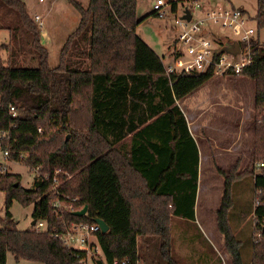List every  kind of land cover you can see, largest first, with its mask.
<instances>
[{
    "label": "trees",
    "instance_id": "16d2710c",
    "mask_svg": "<svg viewBox=\"0 0 264 264\" xmlns=\"http://www.w3.org/2000/svg\"><path fill=\"white\" fill-rule=\"evenodd\" d=\"M69 1L80 14L79 26L63 46L59 65L50 68L42 30L26 3L0 0V30L11 33L10 44L0 47L11 59L4 65L0 52V131L15 126L3 148L9 147L12 160L24 155L28 167L39 169L29 190L21 189L19 175L9 184L10 175L0 171V191L6 192L0 264H7L9 253L16 262L80 264L50 234L13 228L15 200L34 206L33 222L57 223L49 194L57 168L72 175L60 192L77 200V211L88 206L86 216L69 213L67 219L92 224L100 218L109 226L108 233L99 234L107 264L118 259L138 264L157 240L159 262L180 264L171 224L175 218L195 220L199 150L177 102L213 77L166 75L162 58L136 34L138 0H89L87 7ZM256 2L259 26L264 27V0ZM152 16L158 18L155 12ZM21 33L31 39L37 68L12 66ZM253 47L252 64L234 76L255 83L252 164L244 171L240 160L228 172L217 168L225 180L217 228L231 264H247L249 256L230 221L235 184L246 178L253 179L250 264H264V167L255 168L264 161V45L256 39ZM10 107L17 110L16 119L10 117Z\"/></svg>",
    "mask_w": 264,
    "mask_h": 264
},
{
    "label": "rangeland",
    "instance_id": "374dc122",
    "mask_svg": "<svg viewBox=\"0 0 264 264\" xmlns=\"http://www.w3.org/2000/svg\"><path fill=\"white\" fill-rule=\"evenodd\" d=\"M22 1L26 3L28 13L33 20H35L36 16L42 18V45L49 52L50 68H56L60 62V54L63 46L69 36L79 26V12L69 0H56L55 3H53L54 0H44L43 2L39 0ZM77 1L81 2L84 7L88 6L86 0ZM200 2L205 5L203 6L204 12L232 8L245 11L250 18L249 25L255 31V38L264 45V27L259 26L256 0H201ZM155 3L156 0H138L137 19L139 25L136 34L148 43L162 58L163 64L168 66L172 61L170 57V45L177 34L173 25L174 17L170 16L168 19L153 17L152 13L154 12ZM179 15H181V11ZM209 27L223 36L232 38L231 32L224 30L220 26L210 24ZM10 34L8 29L0 30V47L10 42ZM19 37L18 42H15L17 43L15 48L17 58L12 63V66L19 68H37L39 66L38 57L32 49L30 37L23 33ZM0 52L4 65H8L11 60L10 54L6 50H0ZM85 59L86 56L82 57L80 61H85ZM74 61H78V58L74 57ZM206 84V86L196 93L190 102L196 99H203L205 96L210 97L212 100H217L215 97H224V93H226L230 97L229 104L232 105L230 106L231 108H227V105L221 107V105L215 104L214 106L220 107H215L210 114H205L202 119L201 127L204 134L203 138H199L195 134V138L200 143L201 149L203 148L206 151L204 155L206 159L204 160L202 158L199 163V193H197L196 199L195 220L183 222L184 225L183 227L180 226V228H183L185 231L184 234L187 235L189 233L191 240H195L196 242V248L203 251L205 260H208L216 254L219 256V253L223 254L224 252V248L212 237V232L208 226L212 225L218 231L216 215L221 205L225 180L220 176L217 168L228 172L235 165L236 161L240 160L239 169L240 171H244L249 169V166L252 164L251 160L254 152L255 83L250 78L227 76L215 77ZM234 101L243 105V109L245 110L241 111L243 114L239 112V108L233 105ZM223 113L225 115L224 119L221 117ZM237 117H243L240 120V126H238ZM223 121L225 125L229 124L230 146L228 149L230 151L224 153L223 157L218 159L213 154L212 141L207 139L206 128L208 129L207 124L211 126L222 125ZM25 159L26 157L24 155H20L15 160L18 163H11L5 173L10 175L8 180L9 184L13 183L16 180V176L19 175L21 177V189L29 190L33 188L35 174L32 171L33 168L28 167V164L25 163ZM259 162H256L255 168H257ZM256 172L259 171L256 170ZM5 199L6 192L0 191V226L2 224L1 220L5 219ZM234 199L236 204L231 212L230 221L235 232H237L238 238L246 242L244 248L245 254L247 255L249 253L252 255L250 230L252 217L249 214V210L254 206L252 178H246L235 184ZM33 209V205L24 206L15 200L10 209L14 220L13 228L18 231L35 230L36 223L32 219ZM32 222L35 224L32 225ZM176 224V219H172V237L173 235L176 237L180 230ZM217 233L220 234L219 231ZM154 243L148 257L140 258L139 264H164L161 261L159 262L158 258L159 240ZM185 252L186 250L181 252L176 246L174 248V256L180 264H189V260L182 256ZM104 263L107 264L105 260ZM7 264L35 263L28 261L16 262L14 257L9 253L7 256ZM227 264H231L230 259Z\"/></svg>",
    "mask_w": 264,
    "mask_h": 264
},
{
    "label": "built area",
    "instance_id": "2783aa9c",
    "mask_svg": "<svg viewBox=\"0 0 264 264\" xmlns=\"http://www.w3.org/2000/svg\"><path fill=\"white\" fill-rule=\"evenodd\" d=\"M174 3L177 4L176 8L173 6ZM203 6L205 5L199 0L184 2L156 0L154 5L156 16L158 19L173 16V25L177 32L170 45L171 64L164 65L166 75L168 77L209 75L213 78L240 76L253 62V44L256 41L255 31L249 25L248 14L242 9L235 8L204 12ZM187 13L191 15L190 21L184 19ZM34 21L40 28L43 26L40 16H36ZM210 24L230 31L232 38L213 30L209 27ZM235 44H238V53H230L229 49L234 48ZM9 114L12 119L18 117L14 107H10ZM14 127L11 125L7 131H0V171L3 173L8 170L11 163H18L12 160L9 147L3 148V143L10 142V133ZM39 133L42 134L43 130L39 129ZM262 167L264 161L257 164V169ZM32 171L37 177L39 169L33 168ZM71 178L72 175L62 168L54 171L49 194L52 195L51 208L57 223L51 225L49 221L41 220L36 223L35 230L48 233L59 240L68 251L76 255L80 264H98L99 261L105 264L106 258L99 241L101 227L95 222L91 224L67 219V214L74 216L75 212L82 210L77 211L76 199L71 200L60 192V187ZM44 180H49V176H44ZM259 203L257 201V204ZM113 264H132V261L118 259Z\"/></svg>",
    "mask_w": 264,
    "mask_h": 264
},
{
    "label": "crops",
    "instance_id": "0c3cea01",
    "mask_svg": "<svg viewBox=\"0 0 264 264\" xmlns=\"http://www.w3.org/2000/svg\"><path fill=\"white\" fill-rule=\"evenodd\" d=\"M55 1L56 0H54L53 3H55ZM86 1H87V3H89V0H86ZM146 44L148 46H150L148 43H146ZM150 48H151V46H150ZM153 51L158 55V53L155 50H153ZM206 85H204V86H206ZM203 87H201V88H203ZM200 89H198L193 94H191L190 96L185 98L183 101H181L182 106H181V102H177V105L180 107V109L182 110V112L185 115V118H186V121H187V124L189 127V132L197 144V147L199 150V163L201 162L202 158L204 160L206 159V157H204V155L206 154V151L203 150V148L201 149L200 143L197 142V140L195 138V134H196V136L198 135L199 138H203V136H204V134L202 132L203 130L201 127L202 126V119H203L204 115L210 114L211 111L215 107H220V106H214L215 104L221 105V107H225V105H227V108H231L230 106L232 105V104L231 105L229 104L230 97L227 96L226 93H224V97H215V99H217V100H212V99H210V97L205 96L203 99H196L193 102H190V101H192V98L196 95V93ZM233 105L235 107L239 108V112L241 114H243L241 112L244 110L243 109L244 107L242 104L238 103L237 101H234ZM234 110H236V109H234ZM228 111H230V110H228ZM236 111H238V110H236ZM221 117L223 119L225 118L224 113L221 114ZM242 118L243 117H237L238 126L241 125L240 120ZM207 125H208L207 126L208 129L206 128L207 139L212 141V147H213V151H214L213 154L216 155L218 159H221L223 157L224 153H228L230 151L228 149V147L230 146L229 124L225 125L224 121H223L222 125H215V126H211L210 124H207ZM198 191H199V189H198ZM197 193H199V192H197ZM175 219H176V223H177L176 225L179 227L180 230L178 229L179 232L176 235V237H174V235H173V241H174L173 251H174L175 246L181 252H184L186 250V252L183 253L182 256L185 257L187 260H189V264H227V262L230 259V255L226 252V250L224 248V237H223V235L217 233L218 231H216V229L213 228L212 225H208L209 229L212 232V237L214 239H216V242H218L224 248V252H223V254L219 253V256L216 254L215 256L209 258L208 260H205V258H204L205 255H204L203 251L196 248L195 240H191V236L189 235V233L187 232L188 233L187 235L184 234L185 231L183 230V228H180V226L183 227V225H184L183 222H185L186 220L183 221V220H180L178 218H175ZM32 224H33V222H32ZM250 259L251 258H250V254H249V256L247 258V264H250V261H251ZM218 260H220V262Z\"/></svg>",
    "mask_w": 264,
    "mask_h": 264
},
{
    "label": "water",
    "instance_id": "95a60500",
    "mask_svg": "<svg viewBox=\"0 0 264 264\" xmlns=\"http://www.w3.org/2000/svg\"><path fill=\"white\" fill-rule=\"evenodd\" d=\"M184 19L190 21L191 15L189 13H187V15L184 17ZM229 52L234 53V54L238 53V44H235L234 48H230ZM15 187H18V184L15 185ZM87 212H88V206H85L82 210L75 212L74 216L81 218V217H84L87 214ZM94 222L97 223L101 227L102 234H106L109 232V226L107 225V223L104 220H102L100 218H96L94 220ZM34 224L35 223H33L32 225H34ZM98 264H103V263H102V261H99Z\"/></svg>",
    "mask_w": 264,
    "mask_h": 264
}]
</instances>
